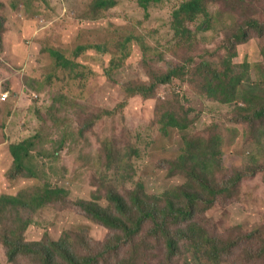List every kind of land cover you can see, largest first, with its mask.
<instances>
[{"label": "rangeland", "instance_id": "rangeland-1", "mask_svg": "<svg viewBox=\"0 0 264 264\" xmlns=\"http://www.w3.org/2000/svg\"><path fill=\"white\" fill-rule=\"evenodd\" d=\"M186 1L169 0L145 12L135 0H117L115 7L96 15L93 0H0V196L19 195L24 189L44 184L71 192L68 203L54 204L35 213L29 209L9 210L5 218L1 217L0 264H36L30 259L15 263L9 259L5 238L15 233L20 237L15 225L20 217L33 219L21 234L28 243L39 242L46 231L58 239L64 230L79 227H86L95 242L112 237L109 229L76 205L78 199L104 194V185H113L123 193L134 187L132 183L122 184L123 172L119 178L113 176L117 172L112 168L118 166L108 161V145L128 157L132 176L136 182L145 183L147 193L160 196L181 183L182 176H174L170 167L184 142L177 132L165 136L155 123L156 108L165 101L176 103L178 112L187 106L202 110L200 121L191 128L196 138L208 139L210 134L206 130L210 126L221 133V167H215L214 180L220 187L234 185V189L201 218L208 238H217L227 248H233L212 259L208 243L198 252L194 241L184 238L171 255L159 232L152 237L149 229H144L137 239L142 246L136 264H257L258 257L264 254V125L258 133H247L245 123L235 121L241 118L239 108L235 110L237 104H222L204 95L202 80H175L161 85L154 98L127 96L130 84L149 83L154 71L166 72L174 62L166 42L173 33V12ZM247 1L257 4L256 13L247 10ZM220 8L218 5L213 10ZM225 17L215 30L203 33L197 55L204 54L206 47L219 48L217 62H222L228 55L226 46L235 44L231 39L235 33L230 37L227 33L229 26H234L230 30L236 32L250 17L264 21V0H246L244 9L237 10L233 18H227V13ZM131 34L139 35L138 44H143H132L133 52L126 63L107 77L112 57L116 51L120 53V44ZM249 39L237 45L234 67L246 74L243 87H262V95L255 102L264 107V37L251 32ZM96 45L104 46L107 52L88 49L79 56L75 53L80 46ZM53 49L78 62L87 76L70 81L73 74L58 67L51 54ZM207 56L205 53L196 61L199 63ZM7 93L9 98L4 101ZM76 96L81 102L84 99L82 108L71 103ZM60 98L65 101L60 113H70L71 117H59L54 122L50 114ZM125 100L129 101L123 109L93 122V116L113 111ZM43 117L54 126L51 137L66 147L52 152L57 159L37 155L32 165L40 173L38 178L12 179L14 158L10 148L35 136ZM41 151V147L36 149L37 154ZM236 173L243 174L245 179L235 183ZM101 202L107 204L105 198ZM203 206L207 208L206 204ZM7 222L15 228H5Z\"/></svg>", "mask_w": 264, "mask_h": 264}, {"label": "trees", "instance_id": "trees-1", "mask_svg": "<svg viewBox=\"0 0 264 264\" xmlns=\"http://www.w3.org/2000/svg\"><path fill=\"white\" fill-rule=\"evenodd\" d=\"M93 1L96 15L115 7L118 3L117 0ZM135 1L145 12H148L151 7H157L169 0ZM245 2L246 0H188L183 2L173 12V33L166 42L169 44L170 48L168 49L174 62L170 64L166 72L154 71L149 83L130 84L126 90L127 96L130 94L131 96L141 95L144 98H154L161 85L171 84L175 80L182 82L192 79H196V82L202 80L204 84L201 86H203L204 95L216 99L222 104L236 103L235 110L239 108L241 118L235 121L245 123L247 133H258V130L264 125V107H258L255 101L259 95H262V87L258 88L256 84H250L248 88L246 85L243 87L242 85L246 84V74L239 72L238 68L234 67V59L238 57V44L241 45L250 40L251 32L257 37H264V21L250 17L243 23V26H239L236 32L230 30L234 26H229L227 33L229 37L235 33V36L231 38L235 44L226 46L228 55L222 62H217L219 48L211 50L212 48L209 47H206L204 52L208 56L202 57L199 63L196 61L204 55L196 54V48L202 41L203 33L215 30L217 23H222L226 18L225 13L228 14L227 18H233L237 10L244 9ZM218 5H221V8L214 11L213 7ZM247 10L252 14L256 13L258 11L257 4L247 1ZM138 37L139 35L136 37L131 34L124 38L118 48L120 53L116 51L110 61L111 67L107 70V77L112 76L111 73L114 69L126 63L133 52L132 44L138 46L143 44H138ZM0 44H2V37ZM88 49L107 52V48L105 49L104 46L96 45L80 46L75 53L79 56ZM51 54L58 67L73 74L70 75V81L76 82L79 78L83 79L87 76L84 74L85 70L81 69L82 66L78 62L71 61L65 54L55 49L51 51ZM62 94L65 98L64 92ZM79 96L72 97L70 101L73 106L82 108L84 99L81 102ZM127 101L129 100L119 103V108H115L113 111L105 114L102 112L97 117L93 116V122L99 121L105 115H114L128 104ZM64 105L63 98L54 102L53 113L50 114V118L54 122H58L59 117H71L70 113H60ZM202 113V110L193 106H187L178 112L177 104L170 101H165L156 108L155 123L159 126V131L168 137L177 132L184 142L180 155L170 167V172L174 176L181 175L183 180L163 195L153 196L147 193L145 183L143 181L136 182L132 176V164L128 157L114 147L107 146L108 161L112 165L116 163L118 166L112 168L117 172L113 176L119 178L120 172H123L122 184L132 183L134 187L129 192L123 193L113 185H104L106 188L104 194L95 193L92 199H78L76 205L93 221L109 229V234H112V237L95 242L86 227H79L74 230H64L58 239L46 231L42 240L28 243L21 234L32 224L33 219L23 220L20 217L15 221L17 229L20 230V237L15 233L13 236L8 235L5 238L10 261L15 263L20 259H30L36 264H136V257L141 245L140 240L137 239L144 229H149V234L152 237L159 232L161 241L167 243L166 247L171 255L176 253L178 242L184 238L194 241L198 252H202V245L208 243V246L212 248L210 253L212 259H217L219 254L224 255L231 252L233 246L227 248L224 241L208 238L206 225L201 218L204 212L234 189V185L220 187L219 182L214 180L215 167L217 165L221 167L218 158L220 157L221 160L222 157L220 148L222 136L219 129L208 127L206 130L210 134L208 139L196 138L191 132L192 126L200 121ZM41 123V128L35 136L25 139L16 146H11V152L15 159L14 167L10 172L12 179L38 178L40 173L32 165L37 155H46L48 158L57 159L52 152L65 149L66 145L63 142L51 137L50 133L54 126L50 124L49 119L43 117ZM38 147L42 148L39 154L36 152ZM135 151L137 150L135 149ZM244 179L243 174L238 173L234 182L237 183ZM70 196L69 190L54 187L51 184H44L42 187L29 190L24 189L19 195L5 194L0 196V219L1 217L5 218L4 215L9 210L29 209L35 213L54 204H65L70 201ZM102 198L106 199V205L102 204ZM204 204L207 205V208L203 206ZM4 226L10 229L15 228L8 222ZM258 263L264 264V254L258 257Z\"/></svg>", "mask_w": 264, "mask_h": 264}, {"label": "built area", "instance_id": "built-area-1", "mask_svg": "<svg viewBox=\"0 0 264 264\" xmlns=\"http://www.w3.org/2000/svg\"><path fill=\"white\" fill-rule=\"evenodd\" d=\"M8 98H9V93H7V94H5V95L3 96V100H4V101H6Z\"/></svg>", "mask_w": 264, "mask_h": 264}, {"label": "crops", "instance_id": "crops-1", "mask_svg": "<svg viewBox=\"0 0 264 264\" xmlns=\"http://www.w3.org/2000/svg\"><path fill=\"white\" fill-rule=\"evenodd\" d=\"M10 150H11V148H10ZM13 158H14V156H13ZM14 161H15V159H14ZM14 161H13V164H14ZM14 167V166H13Z\"/></svg>", "mask_w": 264, "mask_h": 264}]
</instances>
